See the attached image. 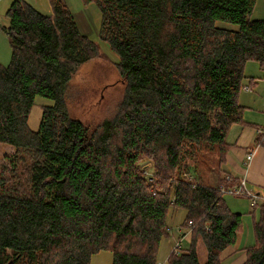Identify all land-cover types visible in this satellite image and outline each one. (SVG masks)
Here are the masks:
<instances>
[{
    "label": "trees",
    "instance_id": "obj_1",
    "mask_svg": "<svg viewBox=\"0 0 264 264\" xmlns=\"http://www.w3.org/2000/svg\"><path fill=\"white\" fill-rule=\"evenodd\" d=\"M83 1L99 8V36L125 83L117 115L97 125L70 115V82L102 53L66 2L50 0V16L25 0L7 12L12 59L0 63V144L14 154L0 171V264H91L103 251L113 264H157L173 209L186 212L190 240L167 264H202L200 240L204 264H222L242 215L219 185L190 181L183 160L217 149L224 163L228 133L243 121L245 66L264 69V19H251L256 0ZM38 96L53 104L33 131ZM255 142L264 148V135ZM254 233L243 264H264V203Z\"/></svg>",
    "mask_w": 264,
    "mask_h": 264
},
{
    "label": "rangeland",
    "instance_id": "obj_2",
    "mask_svg": "<svg viewBox=\"0 0 264 264\" xmlns=\"http://www.w3.org/2000/svg\"><path fill=\"white\" fill-rule=\"evenodd\" d=\"M15 0H0V63L8 66L12 59V49L5 28L9 27L7 12ZM39 12L46 16L52 14L50 0H25ZM74 14L80 29L96 43L102 56L84 64L79 69L68 87L67 103L70 115L82 120L87 124L97 125L105 120L114 118L125 94V83L117 69L118 56L110 50L109 45L102 41L99 32L101 26V12L94 3L85 4L83 0H64ZM253 20L264 19V0H256L255 9L251 15ZM219 27L237 29L235 25L219 22ZM245 66V79L243 85L249 86L252 79L255 82L264 80V69L259 63L249 62ZM247 88V87H246ZM254 90V89H253ZM251 91V89H250ZM250 97L244 89L240 97ZM53 104L52 100L37 97L29 117V127L37 131L42 118V108ZM183 160V172H187L193 180L196 176L206 186L210 184L208 176L210 173L228 171L227 166L219 164L218 151L201 155L188 151ZM14 149L11 146L0 144V171L3 165H9L8 156H13ZM7 155V157H5ZM186 165V166H185ZM141 166L145 167L144 174L151 177L154 175L153 165L144 161ZM196 167V168H195ZM194 173V174H193ZM217 186V185H216ZM258 193L257 191H252ZM260 193V192H259ZM262 195V194H261ZM264 196V193H263ZM262 197V196H261ZM227 207L233 212L242 215V224L239 234L243 235L241 249L252 247L255 242L254 223L260 218V208L253 210L247 197H236L229 194L223 197ZM254 211V212H252ZM186 212L184 210H170L167 220V235L161 240L157 260L158 263L167 261V257L179 239H183L184 249L189 245L190 233L182 227ZM200 262L204 264L207 260V250L200 240L197 245ZM242 252L235 260L242 258ZM91 264H113V254L103 251L93 255ZM226 264V263H225Z\"/></svg>",
    "mask_w": 264,
    "mask_h": 264
},
{
    "label": "crops",
    "instance_id": "obj_3",
    "mask_svg": "<svg viewBox=\"0 0 264 264\" xmlns=\"http://www.w3.org/2000/svg\"><path fill=\"white\" fill-rule=\"evenodd\" d=\"M75 20L77 22L76 18ZM80 31L85 35L81 29ZM249 84L251 87L244 85L243 89L250 97L243 96L239 99L240 105L245 108L243 121L231 127L226 139L228 150L222 164L227 166L228 171L210 173L208 176L210 184L208 186L214 187L226 184L225 179L231 178L232 181L229 184L234 185L245 181L247 188L251 192L257 191L256 195L264 197V148L255 142L257 137L260 136V132L264 130V80L260 82L252 81ZM250 153H254V156L251 161H247V156ZM198 182L203 184L200 179ZM259 202L260 206H262V200H259ZM242 242L243 235L238 233L235 245L228 247L222 253V264H243L246 261L245 251L249 247L241 249ZM241 252L243 257L235 260V257Z\"/></svg>",
    "mask_w": 264,
    "mask_h": 264
},
{
    "label": "built area",
    "instance_id": "obj_4",
    "mask_svg": "<svg viewBox=\"0 0 264 264\" xmlns=\"http://www.w3.org/2000/svg\"><path fill=\"white\" fill-rule=\"evenodd\" d=\"M264 134V130L260 132V135ZM254 156V153H250L247 156V161H251ZM190 181H193L192 177H189ZM232 181L231 178H226V184H221L219 186L221 195H232L236 197H247L250 200L251 208H257L260 206L259 200H262V204L264 203V197H260L255 193H252L246 186L245 181L240 183L229 184ZM184 250L183 239H179L170 253L175 255L180 254ZM157 264H167V261L164 263H157Z\"/></svg>",
    "mask_w": 264,
    "mask_h": 264
},
{
    "label": "bare ground",
    "instance_id": "obj_5",
    "mask_svg": "<svg viewBox=\"0 0 264 264\" xmlns=\"http://www.w3.org/2000/svg\"><path fill=\"white\" fill-rule=\"evenodd\" d=\"M255 85H256V84H255ZM263 135H264V134H263ZM219 172H220V171H219ZM235 181H236V180H235ZM221 182H222V181H221ZM220 185H221V184H220ZM220 185H219V186H220Z\"/></svg>",
    "mask_w": 264,
    "mask_h": 264
}]
</instances>
